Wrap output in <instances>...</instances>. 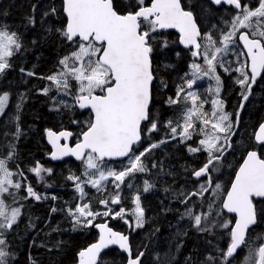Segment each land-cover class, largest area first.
<instances>
[{"label":"snow or ice","instance_id":"6c2138e0","mask_svg":"<svg viewBox=\"0 0 264 264\" xmlns=\"http://www.w3.org/2000/svg\"><path fill=\"white\" fill-rule=\"evenodd\" d=\"M143 5L144 0H136L134 10L122 14L117 11L114 0H62L67 20L64 27L56 31L70 51L59 59L55 72L41 77L50 83V86L41 89L44 95L52 91L51 86H54L56 95L71 96L75 101L74 106L81 110L90 109L86 128L81 132L82 139L75 147L60 143L62 139L71 137V132L57 134L46 130L54 149L52 160L72 156L81 161L84 167L82 175L85 179L72 175L68 177L75 183L80 201L65 211L74 228L95 227L99 230V239L78 253L79 264H98L101 252L111 245H118L128 254V264H141L144 253L133 257L126 235L112 230L106 222L95 223L99 216H111L113 219H122L132 227L126 219L124 208H111V205L121 202L119 191L110 199L99 201L105 209L101 213L92 208L91 201H85L87 194L84 185H90L100 192L106 187L104 182L111 178L114 187L119 190L130 174L148 171L142 157L158 145L151 144L139 154L133 146L140 143L142 134L148 135L158 130V121L150 109L154 80L152 41L156 38L154 33L165 29H176L180 33V43L190 49L192 57L202 60V63L194 61L191 64L190 78L167 100L169 105H182L179 109L181 119L165 122L171 138L185 144L189 153L206 154V162L192 173L199 184L197 191L190 194L180 191L176 195L185 197L180 201L182 204H187L195 196L207 199L208 194L215 198L207 201V214L194 215L193 209L189 207L184 215L193 220V227L199 232L211 233L217 228L227 230V248L218 249L219 257L209 254L206 257L208 264H215L217 258L220 264H231V258L242 246L249 249L245 264H264V242L253 248L249 238V229L257 224L254 198H264V123L254 134L259 151L253 148L247 152L229 190L225 192L220 183H214L211 175L212 171L219 170L214 162L222 160L224 152L232 146L230 142L221 141L231 140L239 120V113L234 123L231 114L224 111V102L219 98L221 77L217 68L239 73L236 83L241 88L242 100L247 101L252 86L264 73V0H257L254 6L245 0H210V5L228 6L232 12L231 20L227 21V30H220L218 38H214L211 32L201 33L193 12L182 6V0H151V6ZM129 7L133 8V5ZM56 11L55 7L51 9L52 14H56ZM27 23L34 26V18L28 17ZM237 39L243 42L250 64L245 61L239 67H226L221 53H227ZM163 46L167 47L166 44ZM22 47L19 33L7 25H0V74L11 67L10 59ZM27 75L33 76L34 73L28 72ZM203 77L215 80V88H209L210 93L214 92L210 101L192 90L197 80ZM8 101V93L0 94V114L4 113ZM53 102L70 107L63 100L54 99ZM209 103L211 109L205 110V105ZM239 107L243 108V103ZM56 110L59 111L58 108ZM144 122L148 123L142 128ZM73 123L79 121L74 120ZM13 152L14 148L6 157L0 158V264H11L13 254L7 250L6 233L13 230L21 214L19 207L7 204V197L16 198L15 192L11 190L19 191L22 187L20 182L13 179L17 173L8 167ZM124 157L127 158V165L119 171L104 164L106 159ZM153 167L156 165L153 164ZM30 171L41 180L42 172L51 174V169H45L39 162ZM18 174L24 176L23 172ZM201 177L205 179L201 181ZM152 187L154 185L148 181L144 182L145 192ZM26 193L25 199H41L31 185L26 187ZM216 200H219V211L216 216H212L211 210ZM134 202L135 227L139 228L144 224V210L139 195L135 196ZM52 211L57 209L53 208ZM227 214H235L234 222L217 219Z\"/></svg>","mask_w":264,"mask_h":264},{"label":"trees","instance_id":"16d2710c","mask_svg":"<svg viewBox=\"0 0 264 264\" xmlns=\"http://www.w3.org/2000/svg\"><path fill=\"white\" fill-rule=\"evenodd\" d=\"M198 1L182 0V4L193 12L204 33L205 27L201 25L202 22L204 23V18L208 14L211 20L210 18L216 17L218 11L208 6L207 2L205 7L211 10L201 9L198 3L202 0ZM114 4L117 11L122 14L133 11L135 7L133 0H114ZM130 4L133 8L129 7ZM53 7L57 10L56 14L51 13ZM28 17L34 18V26L27 23ZM65 22L62 14V0H0V25H7L17 31L23 45L21 50L11 58V67L6 69L0 77L2 81L0 94H9L7 108L0 117V158L6 157L14 148L9 163L11 169L15 171L16 165L24 168L32 162L31 167H34L37 161H42L40 155L45 151L43 129L72 130L76 141L78 135L86 128L90 115L88 112L79 111L75 106L65 107L63 104L54 103V86H51L53 90L47 95L41 92V89L50 86L49 81L41 77L55 72L59 59L70 51L60 33L56 31L63 28ZM153 36L156 38L152 41L154 82L150 109L153 117L158 121V130L148 135L142 134V149L151 144H157L158 147L151 149L142 157L148 169L147 172H136L125 178L124 184L120 186L121 202L116 207L111 205V208H124L126 219H130L131 225L135 226V219H132L131 214L133 215L135 209L134 198L136 195L140 196L141 207L144 210V224L130 232V240L134 255L142 250L145 251L141 264H208L206 257L209 254L219 257L218 249L227 248L229 243L227 230L213 229L211 233L199 232L190 225V217L185 216L182 209L179 210L176 219H172L171 216L176 213L178 204L177 199H172L171 196L175 194V190L190 194V190L196 188L197 183L192 179V173L206 162V154L189 153L185 144L180 143L178 139H172L168 128L165 127L166 121L181 119L179 109L182 105H169L168 98L174 96L177 88L184 84V79L181 77L191 69V64L194 61L202 63V60L192 57L190 49H180L174 32H157ZM164 44L167 47H164ZM28 72L34 75L29 76ZM73 86L75 87V82ZM262 92L264 87L259 93ZM55 100H63L68 105L69 96H59ZM221 100L224 102L225 111L230 110L233 96L229 97V101L226 98ZM250 106H252L248 109L250 116H247L250 121L247 120L249 126L257 120L258 114V119L264 118V95L255 99ZM57 108L59 111L56 110ZM205 110H207L206 105ZM74 120L79 123H73ZM147 123H144L142 128ZM242 131L243 129L240 128L238 144L237 139L234 140L232 147L219 161L222 165L227 164L238 153H242L232 172V178L246 151L255 148L251 144L252 138H240ZM161 141L165 142L161 143ZM126 163L127 159L122 163L104 162L107 167L116 171L122 169L121 166ZM153 164L156 167H153ZM83 172L84 167L81 161H67L63 163L61 169L57 170V173L49 179L46 177L43 181L38 180L35 175L21 177L17 174L15 176L16 179L20 178L18 181L22 184L30 181L33 189L43 195L40 196V200L32 198L29 204L22 203L20 220L13 230L6 234L7 250L13 254L11 264H74L78 252L96 240L97 234L93 227L74 228L71 218L65 211L80 201L75 183L68 177L80 176L83 180L85 179ZM220 177L221 174L216 176L212 171L214 183L219 182ZM147 180H150L149 184L154 187L145 192L144 182ZM104 183L106 187L100 192L90 185H84L87 194L85 201H91L92 208L101 213L105 209L99 201L110 199L117 192L111 178ZM45 185L49 186L50 190L45 191L43 189ZM53 196L56 197L55 200L52 199ZM183 198L180 196V199ZM53 208L57 211L53 212ZM206 210L209 212L206 200H201L193 208L195 214H206ZM211 212L212 216H216V210L212 208ZM22 217H24L23 220ZM223 218L224 216L217 217L219 220ZM105 219L107 217L99 216L95 222ZM111 225L116 230L126 231L123 225L116 221L111 220ZM263 225H256L249 234L250 240L255 237L258 245L263 242ZM218 237L219 241L216 240ZM241 255L238 253L231 258V264H240ZM125 261V255L116 249H110L102 254L99 264H123ZM215 264H220L219 258Z\"/></svg>","mask_w":264,"mask_h":264},{"label":"flooded vegetation","instance_id":"af4514ba","mask_svg":"<svg viewBox=\"0 0 264 264\" xmlns=\"http://www.w3.org/2000/svg\"><path fill=\"white\" fill-rule=\"evenodd\" d=\"M198 1V0H197ZM200 1V0H199ZM198 1V2H199ZM204 1V2H203ZM205 2H207L206 4L210 7H213L215 10H217V15L216 17L214 18H221L223 19L226 23L227 21H230L231 20V17H229L227 15V12H231L228 8V6H219V7H215L214 5H210V1L209 0H202L201 2L198 3V7L201 9H207L205 7ZM246 3H248L249 5H256L257 3V0H245ZM201 3V5H200ZM149 4V1L147 0V2L144 3L143 6H146ZM200 5V6H199ZM207 10H211V9H207ZM206 10V12H208ZM225 10L227 12H225ZM214 18H210L211 20L214 19ZM211 20H209V16L207 14V16L204 18V22H210ZM218 22L220 20H217ZM201 27V26H200ZM241 31H244V30H241ZM238 40V39H237ZM239 47V46H238ZM240 48V51L242 53V59L239 60V64H236V63H231L229 64L232 68H235V67H239L240 63L241 62H245L247 61L246 59V56L242 50L241 47ZM228 64L225 65L226 67L229 66ZM221 82H222V90H221V98H226V100L229 101V97L230 96H233V101L230 102V110H226L225 112L226 113H230L231 114V118L233 120L234 123H236V118H237V113H239V120H238V123H236V126L234 128V135L231 136V140L230 141H226V143H231L232 145V142L234 140L237 139V142H238V139H239V133H240V128L243 129L242 131V134L240 135V138L243 139V138H252V142L251 144L255 146L256 148V144H255V141H254V134L255 132L258 131V128L260 126V124L264 123V118L262 119H258V115H257V120L253 121V123L250 124V126L248 125L249 124V120L247 116H250V114H248V109L252 106L253 102H255V99H258L260 98L261 95H264V92L262 93H259L261 91V89L264 87V80H262V78H264V73L261 74V76H259V78L257 79L256 83L252 86V90H251V93L249 94V97H248V100L247 101H243L242 100V97L240 96V92H241V88L240 86L236 83V80L239 78V73L238 72H225L224 69L221 71ZM225 91H226V97H225ZM222 92H223V96H222ZM243 103V108H240L239 105ZM234 104H236V106H234ZM226 106H227V103H226ZM256 108H259V107H256ZM254 118V117H253ZM252 118V119H253ZM251 119V121H252ZM247 120L249 122H247ZM249 127L252 129V135L250 134V130H249ZM65 130H67L66 128H64ZM46 130H54L56 132L60 131V130H63V129H51V128H48V129H43L42 130V137H43V140H44V143H45V151L44 153L42 152L40 157H42V161H37L39 162V164L41 166H43L45 169H51V174L47 173L46 174V177L47 179H49L53 174L57 173V170L58 169H61L62 168V165L63 163L67 162V161H73V162H80V161H75V160H62V161H58V162H52L50 159H48V156L51 154V148L49 147V145L46 144L45 142V134H46ZM72 131V130H71ZM73 132V131H72ZM80 135H78V139L80 138ZM74 132H73V137L71 139V142L70 144L74 143ZM76 142V141H75ZM62 144H64V142H62ZM134 150L135 152L138 154L140 153L142 150V143L139 144L138 146L134 147ZM257 151H259L258 148H256ZM228 151V148L227 150L224 152L223 154V157L225 155V153H227ZM241 164V163H240ZM45 165V166H44ZM32 162H29V165H27L26 167L22 168L18 165H16V173H20V172H23L24 175H35L33 172L30 171V169L32 168ZM203 166V165H202ZM200 166V167H202ZM200 167H198L196 170H198ZM16 174V175H17ZM212 175V173H211ZM24 177V176H23ZM45 177V178H46ZM192 179L197 183L196 184V188L195 189H192L190 190V193L193 192V191H197L198 187H199V184L198 182L196 181V178L192 175ZM205 178L204 177H201L200 180L203 181ZM18 180H20V178L18 177ZM152 180V179H151ZM149 183H151L150 180H147ZM30 181H26V186L30 185L29 183ZM45 191H48L50 190L49 186L45 185L44 188H43ZM52 189V188H51ZM175 194L172 195V199L173 198H176L177 199V207H176V213H174V215H171L172 216V219H176L178 217V214H179V210L182 209V211L185 213V210L189 207H191L192 209L196 206V204L198 202H200L201 200H206V205H208L207 201L210 200V195L206 194L207 196V199H204L200 196H195V197H191V199L188 200V203L187 204H182L180 203V201L182 199H180V197H178L176 195V193H178L176 190L174 191ZM27 194V193H26ZM185 198V197H184ZM183 198V199H184ZM191 200L192 201V205H191ZM174 202V201H173ZM173 204V203H172ZM254 204L256 206V212H257V224H264V199L262 200H256L254 199ZM20 210H21V213H22V208L19 207ZM208 213V211L206 210V214ZM193 214L195 215L194 211H193ZM20 217V216H19ZM227 220H232L234 222V216L233 215H229L227 214L226 216H224ZM190 225L193 226V220L190 218ZM254 225L250 230H249V234L251 231H253V229L255 228ZM256 238H252L250 241H251V246L255 247L256 245ZM263 242H264V237H263ZM130 244H131V240H130ZM228 246V245H227ZM244 248V247H243ZM242 250V249H241ZM144 251V250H142ZM140 251V252H142ZM238 253H241V260L243 261L244 260V251H238L236 253L235 256L238 255ZM145 255V254H144Z\"/></svg>","mask_w":264,"mask_h":264},{"label":"rangeland","instance_id":"374dc122","mask_svg":"<svg viewBox=\"0 0 264 264\" xmlns=\"http://www.w3.org/2000/svg\"><path fill=\"white\" fill-rule=\"evenodd\" d=\"M133 1H134V4H136V0H133ZM145 1L146 0H144V3H145ZM231 18H232V15H231ZM217 20H220V21L218 22ZM204 25H205V31H204V33L205 32H211L213 34L214 38H218L220 36V30H222V29L223 30H227V23L223 19H221V18H214L210 22H204ZM221 56H222L223 60L225 61V65H227V64L229 65L231 63L239 64L238 63L239 60H241L243 58L242 57V53L240 51V48L238 47V45L236 43V40L233 42L232 45H230V50L227 53H221ZM222 70H223V68H219V67L217 68V73L220 75V77L222 75L221 74V71ZM190 73H191V69L189 71L185 72L182 75L181 79H184V82H185L186 79L190 78ZM3 74H0V77ZM0 82H1L0 83V89H1L2 81H0ZM182 85H183V83H182ZM73 88H75V87L73 86ZM209 88H212V89L215 88V80H210V79H208V77H203L202 79L197 80V83H196V85H194V87H193L192 90L196 91L198 93V95H200L201 97H203L205 99H208L210 101L213 98V96H214V92L213 93H210L209 92ZM221 90H222V82H221ZM58 97L59 96L56 95V92H55L54 98L57 99ZM219 98L221 99V91H220ZM68 105L74 107V100H73V98L71 96H69ZM206 106H207V110H210L211 109V104L210 103L209 104H206ZM6 108H7V106H6ZM6 108H5V110H6ZM5 110H4V112H5ZM2 115L3 114H0V117ZM221 143H226V141H221ZM144 149H142L140 151L143 152ZM241 156H242V153H238L235 156V158H233L229 163H227V164L224 163L223 165H222V162H214L215 166L219 169L218 171H214V174L216 176L218 174H221V177L219 178L220 179L219 182H216V183H220L222 185L223 190L225 192L228 190V188H229V186L231 184L232 172H233L234 168L236 167L237 162H238V160L240 159ZM126 164L122 165L121 168H124ZM8 167H9V169L11 168L9 161H8ZM13 172L16 173L15 171H13ZM46 174H47V172H42L41 173V176L43 177V179L41 180L40 178L37 177L38 180L43 181L45 179V177H46ZM21 185H22V187H21V189L19 191H16L14 189L11 190V191H14L15 192V196H16L15 200L12 197H7V204H9L11 207H19V205L22 204V203L29 204V201L32 199V198H27V199L24 198V197H26V187L27 186H26L25 183L24 184L21 183ZM117 191H119V195L122 192L121 188L119 190H117ZM39 195L41 196L43 194H39ZM213 199H215V198L210 195V200H213ZM221 199H222V197H221ZM212 208H213L214 211L215 210L217 212L219 211V200H216V202L213 204ZM116 210H119V209H116ZM108 217L112 221H116L120 225H123V227L125 228V230L127 232H133L134 230L137 229L133 225H132V227H129V225L128 224H125L123 222V220L120 219V218L113 219L111 216H108ZM131 217H132V219L133 218L135 219V216L132 215V214H131ZM23 218L24 217H22L21 219L23 220ZM18 220H20V217L18 218ZM129 221L131 223V220L130 219H129ZM217 230L218 231H221V230H224V229L217 228ZM216 240L219 241L220 238L218 237V238H216ZM253 248H255V247H253ZM248 251H249V249L246 247L245 250H244V260H243V262L241 264H245V260H246V257L248 255Z\"/></svg>","mask_w":264,"mask_h":264},{"label":"water","instance_id":"95a60500","mask_svg":"<svg viewBox=\"0 0 264 264\" xmlns=\"http://www.w3.org/2000/svg\"><path fill=\"white\" fill-rule=\"evenodd\" d=\"M209 1H210V0H209ZM146 6H151V0H150L149 4L146 5ZM62 13H63V6H62ZM124 14H125V13H124ZM63 15H64V13H63ZM64 16H65V15H64ZM65 18H66V16H65ZM194 18H195V17H194ZM66 20H67V18H66ZM160 32H174V33L178 36V44H179L180 49H182V50H189V48H186L182 43H180V33H179L176 29H165V30H161ZM238 41H239V40H238ZM239 44L242 46L243 50H244L245 53H246V49H245L244 46H243V42L239 41ZM248 63L250 64V61H248ZM258 78H259V77H258ZM258 78H257V79H258ZM153 82H154V80H153ZM75 107H76L77 110H80V111H88V112L90 113V109H83V110H81V109H79L78 106H75ZM144 123H145V122H144ZM141 127H142V126H141ZM51 131H53V132H55V133H57V134L60 133V132H62V131H68V132H71L70 130H65V129L60 130V131H58V132H56V131H54V130H51ZM71 133H72V132H71ZM72 137H73V133H72V136H71V137H69L67 140L62 139V140L60 141V143L62 144V142H64V143H67L69 147H75V144H76L77 142H79V141L82 139V136L80 135V138H79L78 141H76V142L70 144ZM45 142H46V144L49 145V147L51 148V153H52V152L54 151V149H53L52 144L49 143V138H48V136H47V132H46V134H45ZM141 142H142V138H141V141H140L139 144H141ZM139 144H137V145H139ZM137 145H134L133 148L136 147ZM245 158H246V156L244 157V159H245ZM48 159H50L52 162H58V161H62V160H75V161H78V160L75 159V157H72V156H65V157H63L62 159L52 160V159H51V154L48 156ZM125 159H126V157H124V158H115V159H112V160H108V159H106L105 161H107V162H120V161H123V160H125ZM244 159H243V161H244ZM243 161H242L241 165L243 164ZM241 165H240V166H241ZM238 169H239V168H238ZM237 171H238V170H237ZM234 177H235V176H234ZM233 180H234V179H233ZM230 187H231V184H230ZM230 187H229V189H230ZM229 189H228V190H229ZM256 199L262 200V199H264V198H256ZM232 215L235 216V214H232ZM105 222H106V223L108 224V226H109V221H105ZM105 222H97V223H105ZM109 227H110V226H109ZM93 228H94L95 232L97 233V239H96L94 242H92V243H90L89 245H87L85 248L81 249V250H85V249H87L89 246H91L92 244L98 242V239H99V230H98L97 228H95V227H93ZM110 228H111L112 230H114L112 227H110ZM114 231H117V230H114ZM117 232H120V231H117ZM120 233L126 235V234L123 233V232H120ZM126 236L128 237V243H129V246H130V237H129V235H126ZM130 248H131V246H130ZM110 249H117L121 254H124V255L127 257L126 262H125L124 264H128V254H127L126 252L122 251V250L119 248L118 245H111V246H109L107 249H104V250L101 252L100 257H101V255H102L105 251L110 250ZM240 249H241V248H240ZM240 249H238L237 252H238ZM81 250H80V251H81ZM80 251H79V252H80ZM79 252H78V253H79ZM142 252L145 254V251H142ZM140 253H141V252H140ZM235 255H236V254H235ZM136 256H137V255H136ZM143 256H144V255H143ZM141 259H142V258H141ZM98 263H99V259H98ZM74 264H79V256H78V254H77V257H76V262H75Z\"/></svg>","mask_w":264,"mask_h":264}]
</instances>
